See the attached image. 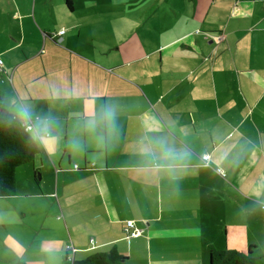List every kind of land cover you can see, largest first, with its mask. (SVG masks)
Returning a JSON list of instances; mask_svg holds the SVG:
<instances>
[{
    "label": "crops",
    "instance_id": "0c3cea01",
    "mask_svg": "<svg viewBox=\"0 0 264 264\" xmlns=\"http://www.w3.org/2000/svg\"><path fill=\"white\" fill-rule=\"evenodd\" d=\"M93 1L0 0V92L40 136L0 198V264H264V0ZM41 111L82 121L76 162Z\"/></svg>",
    "mask_w": 264,
    "mask_h": 264
},
{
    "label": "trees",
    "instance_id": "16d2710c",
    "mask_svg": "<svg viewBox=\"0 0 264 264\" xmlns=\"http://www.w3.org/2000/svg\"><path fill=\"white\" fill-rule=\"evenodd\" d=\"M65 2L68 9L73 10V0ZM31 124L33 125L32 121L21 122L6 108L0 92V198L16 195L19 168L33 163L40 153L37 143L40 136L35 130L28 129ZM128 236L129 232L127 238ZM72 248L69 247L70 250ZM69 260L70 264H125V258L115 249L108 253H95L82 262H75L68 256ZM210 264H256V260L250 254L211 249Z\"/></svg>",
    "mask_w": 264,
    "mask_h": 264
},
{
    "label": "rangeland",
    "instance_id": "374dc122",
    "mask_svg": "<svg viewBox=\"0 0 264 264\" xmlns=\"http://www.w3.org/2000/svg\"><path fill=\"white\" fill-rule=\"evenodd\" d=\"M102 2V9L104 13L114 14V13H124L126 11L132 10L133 4H127L126 7L122 4L117 3V0H94L91 3V7L96 6V2ZM128 3V2H127ZM66 4V3H65ZM131 5V6H130ZM149 5V0H136V11L137 13L146 11ZM82 11V8H80ZM159 20H154L153 23H158ZM137 23H148L145 20H139ZM115 25L111 24L109 20L105 21L103 27L106 29L113 27ZM40 119L36 122L38 128L42 129V134L46 133L51 136L49 141H57L58 137H60L61 143H67L69 146V152L73 154V157L76 159H80L82 154L84 155V143L81 135L82 130V121L74 120L72 118H67L65 115L61 113H47L46 111H41L39 115L35 116V120ZM52 120V121H49ZM40 140H38L39 142ZM54 143V142H53ZM57 143V142H55ZM40 144V142H39ZM53 152L54 155H59L58 147L53 144ZM19 183H22L21 177L18 178ZM55 202V197H53ZM22 230V235L24 238L27 236V231L22 227H17L13 225L10 227V231L14 232V230ZM262 254L264 255V247H262ZM258 255V253H257Z\"/></svg>",
    "mask_w": 264,
    "mask_h": 264
},
{
    "label": "built area",
    "instance_id": "2783aa9c",
    "mask_svg": "<svg viewBox=\"0 0 264 264\" xmlns=\"http://www.w3.org/2000/svg\"><path fill=\"white\" fill-rule=\"evenodd\" d=\"M63 34H64V31H62L61 35H63ZM0 64H2V61H0ZM33 128L34 127H33L32 124L29 125V127H28L29 130H34ZM204 159L206 161H208L209 160V156H206ZM77 169H78V167L75 166V170H77ZM127 230L129 232L128 238H138L141 235L140 231L137 230V229H135V225H134L133 221H129L128 222V224H127Z\"/></svg>",
    "mask_w": 264,
    "mask_h": 264
},
{
    "label": "clouds",
    "instance_id": "9594fccd",
    "mask_svg": "<svg viewBox=\"0 0 264 264\" xmlns=\"http://www.w3.org/2000/svg\"><path fill=\"white\" fill-rule=\"evenodd\" d=\"M26 115V114H25Z\"/></svg>",
    "mask_w": 264,
    "mask_h": 264
}]
</instances>
